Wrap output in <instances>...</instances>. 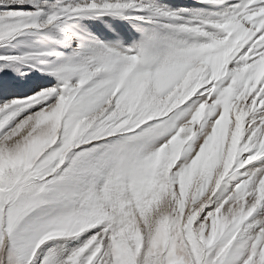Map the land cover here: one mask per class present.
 Listing matches in <instances>:
<instances>
[{"label": "snow or ice", "instance_id": "1", "mask_svg": "<svg viewBox=\"0 0 264 264\" xmlns=\"http://www.w3.org/2000/svg\"><path fill=\"white\" fill-rule=\"evenodd\" d=\"M0 264H264V0H0Z\"/></svg>", "mask_w": 264, "mask_h": 264}]
</instances>
